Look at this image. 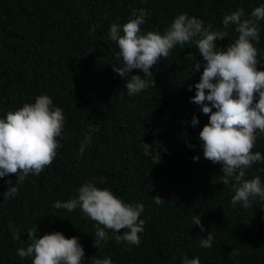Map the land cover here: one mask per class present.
<instances>
[{
	"label": "trees",
	"instance_id": "obj_1",
	"mask_svg": "<svg viewBox=\"0 0 264 264\" xmlns=\"http://www.w3.org/2000/svg\"><path fill=\"white\" fill-rule=\"evenodd\" d=\"M261 6L264 0H0V119L39 95L49 96L65 116L57 138L62 146L50 167L40 176L29 175L7 200L3 194L18 178H0V264H32L17 250L27 247L33 228L40 237L54 232L78 237L85 261L96 256L113 264H182L185 257H198L200 264H264V201L257 198L248 208L232 205V182L222 184L221 166L203 157L199 133L209 117L190 102L204 64L195 44L177 45L151 69L155 86L129 96L126 80L113 71L122 65L117 43L109 38L112 24L122 28L133 10L146 9L141 34H163L186 13L213 31H228L215 42L224 49L238 34L235 26L223 28V18L243 8L246 19ZM258 26L260 40L253 43L258 70L264 71V20ZM196 62L202 65L197 72ZM132 74L143 76L140 70ZM193 116L199 120L195 127ZM89 123L98 124L99 131L89 133ZM86 135L91 143L81 154ZM142 143L151 146V156L159 153V161L144 155ZM257 151L264 156V135L257 136ZM256 175L264 185V162L248 168L245 179ZM86 182L125 203L144 204L138 246L117 243L106 230L108 242L93 247L96 222L79 208L53 207L76 198ZM156 196L164 202L157 205ZM197 215L204 232L192 223ZM209 233L212 247L201 248Z\"/></svg>",
	"mask_w": 264,
	"mask_h": 264
},
{
	"label": "clouds",
	"instance_id": "obj_2",
	"mask_svg": "<svg viewBox=\"0 0 264 264\" xmlns=\"http://www.w3.org/2000/svg\"><path fill=\"white\" fill-rule=\"evenodd\" d=\"M148 16L146 9L133 10L128 22L121 28L112 24L109 30L110 40L117 43L116 59L120 67H112L122 79L126 80L129 96L155 86L151 69L161 58H167L177 45L195 44L204 64L198 83L194 85L195 96L191 103L199 105L203 114L209 117L199 133L202 141L203 157L214 165L221 166V182H232L235 194L231 204L241 203L244 208L251 207L252 201L259 198L264 201V185L256 175L245 179L246 170L254 164L264 162L260 152H253L258 135H264V71L258 70L261 62L257 59L260 33L258 22L264 20V6L254 8L249 18L239 8L223 18L224 29L235 26L238 38L224 49L216 41L229 36L228 31H213L212 26H204L203 21L179 14L163 34L148 32L141 34V25ZM121 30L123 35H121ZM94 31V28H93ZM189 53L187 58H191ZM202 65L196 62L195 72ZM133 70H140L143 76L134 75ZM189 91L192 86H189ZM215 109V111H213ZM63 110L53 105L47 95L35 97L34 103H25L20 109L8 112L6 119H0V178L15 175V187L4 192L5 200L19 192V185L29 175L40 176L50 167L57 149L61 147L57 138L64 130ZM187 123V121L185 122ZM199 124L193 116L191 125ZM99 131L98 124L89 123L88 132ZM91 143V135H86L80 152ZM144 155L151 156V146L142 143ZM189 148L194 146L188 145ZM159 161V153L151 156ZM199 156L193 157L198 162ZM9 185L12 184L8 180ZM157 205L164 202L159 196L152 197ZM55 209L69 212L79 208L90 220L96 222L93 247L100 248L109 240L111 230L117 243L140 244L139 234L144 232L145 220L140 219L144 204L125 203L108 189H99L92 182H86L78 189L76 198L61 203L56 201ZM192 223L201 228L199 215L192 217ZM102 226V227H101ZM121 235V230H125ZM38 229L28 230L27 247L17 250V255L24 259L32 258V264H113L109 257L99 259L93 256L85 261V253L78 237L66 238L61 232L38 236ZM13 238L20 240L17 230L13 229ZM213 235L200 241L201 248H211ZM182 264H200L199 258H184Z\"/></svg>",
	"mask_w": 264,
	"mask_h": 264
}]
</instances>
